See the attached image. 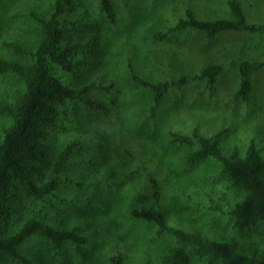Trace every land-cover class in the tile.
<instances>
[{
	"label": "rangeland",
	"instance_id": "1",
	"mask_svg": "<svg viewBox=\"0 0 264 264\" xmlns=\"http://www.w3.org/2000/svg\"><path fill=\"white\" fill-rule=\"evenodd\" d=\"M47 1L0 0L5 38L19 28L22 19L15 14L24 6ZM110 1L115 23L100 0H70L63 14L65 40L78 46L71 57L79 62L71 72L55 67V74L69 87L91 80L114 84L109 90L88 93L107 108L92 109L79 101L56 108V119L42 138L50 146L49 162L75 144L58 189L47 201L29 200L20 193L12 197L13 214L0 223V236L14 233L28 216H37L58 228H75L88 243L80 254L70 245L58 257L46 241L33 238L20 249L33 264H111L110 256L118 252L127 264H161V253L178 242L131 214L150 205L152 174L162 186L164 212L171 224L201 231L216 241L235 240L240 247L258 243L264 257V227L240 231L227 212L244 200L242 186L232 182L214 158L188 162L189 146L171 139V131L198 130L209 136L226 129L221 145L227 155L244 157L253 143L264 158V69L254 75L247 102L231 99L239 79L237 70L229 67L219 77L214 96L204 82L173 88L155 118L149 117L151 92L128 75L132 65L140 75L160 81L196 72L210 61L264 59V33L228 31L208 40L189 30L156 39L155 33L174 25L187 9L201 18H229L227 0ZM240 1L249 22L264 21V0ZM0 52H11L2 40ZM17 82L11 75L0 76V97H8ZM3 123L0 116V133ZM0 264L24 263L0 251Z\"/></svg>",
	"mask_w": 264,
	"mask_h": 264
},
{
	"label": "trees",
	"instance_id": "2",
	"mask_svg": "<svg viewBox=\"0 0 264 264\" xmlns=\"http://www.w3.org/2000/svg\"><path fill=\"white\" fill-rule=\"evenodd\" d=\"M111 23L116 12L110 0H100ZM70 0H48L24 6L15 14L21 24L10 37L5 38L0 20V40L10 53L0 52V76L11 75L17 87L8 97H0V116L6 120L0 133V223L13 214L12 197L18 193L29 200L47 201L58 189L64 169L71 157L74 143L59 151L49 162L50 146L43 141L48 127L55 121L58 106L79 101L92 109L104 110L107 105L88 93L95 88L111 89L97 80L77 87L66 86L55 74V67L73 71L79 62L71 57L77 45L65 40L63 14ZM230 17L201 18L187 9L185 16L167 30L154 34L165 39L171 33L194 30L212 40L224 32L264 33V21L249 22L240 0H227ZM232 67L238 73V86L231 94L235 102L249 101L254 90V75L264 69V59H232L228 62L210 61L196 72L183 73L176 78L153 81L140 75L132 65L129 77L152 94L149 117L155 118L166 94L173 88H182L191 82H204L210 96H214L219 77ZM57 112V111H56ZM226 129L212 135L198 130L186 134L171 131L173 142L189 146L186 159L195 163L214 158L226 171L230 180L240 184L246 192L227 212L234 218V227L240 231L264 227V158L252 143L244 157L227 155L221 140ZM151 203L132 210L131 214L153 223L157 233L168 234L178 243L161 253V264H264L258 243L240 247L235 240L216 241L201 231H192L173 225L165 215L160 181L149 174ZM219 208V207H218ZM33 238L46 241L55 256L62 257L68 246L82 253L88 238L75 228H58L37 216H28L14 233L0 236V251L33 264L21 252V246ZM111 264H127L122 253L110 256Z\"/></svg>",
	"mask_w": 264,
	"mask_h": 264
}]
</instances>
